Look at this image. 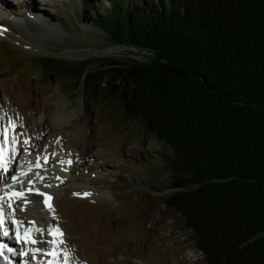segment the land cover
I'll use <instances>...</instances> for the list:
<instances>
[{"label": "trees", "instance_id": "1", "mask_svg": "<svg viewBox=\"0 0 264 264\" xmlns=\"http://www.w3.org/2000/svg\"><path fill=\"white\" fill-rule=\"evenodd\" d=\"M90 23L144 62L42 58L171 149L164 206L206 264H264V0H125Z\"/></svg>", "mask_w": 264, "mask_h": 264}, {"label": "rangeland", "instance_id": "2", "mask_svg": "<svg viewBox=\"0 0 264 264\" xmlns=\"http://www.w3.org/2000/svg\"><path fill=\"white\" fill-rule=\"evenodd\" d=\"M124 1L2 0L7 10L0 11V116L20 134L12 168L29 175L8 181L16 188L30 186L36 180L32 169H37L60 184L52 193L56 207L49 214H40L37 205L28 212L31 221L20 209L22 224L37 222L40 227L33 232L36 238L31 237L37 245H28L36 248L24 250L25 244L18 242L29 258L24 264H50L45 227L63 233L56 237L64 241L58 253L70 254L68 264H206L182 217L164 206L171 192V149L147 134L139 121L125 117L114 102L42 77L38 65L42 58L88 60L92 70L112 60L144 62V53L116 46L89 20ZM38 19L53 27L39 28ZM37 160L40 167L34 165ZM56 170L63 171L64 180L56 178ZM19 252L9 253L18 261Z\"/></svg>", "mask_w": 264, "mask_h": 264}, {"label": "bare ground", "instance_id": "3", "mask_svg": "<svg viewBox=\"0 0 264 264\" xmlns=\"http://www.w3.org/2000/svg\"><path fill=\"white\" fill-rule=\"evenodd\" d=\"M0 6L1 7L5 6V3L2 2V0H0ZM33 16L31 18H33ZM34 19H35V17L33 18V20ZM38 21L42 24V25H40L39 28H45L46 25L48 24L45 19H38ZM30 23H32V25H33V22L30 21L29 24ZM48 26L53 27L50 24H48ZM0 126H3V120H2V117L1 116H0ZM4 129H5V136L8 134V141L5 142V147H6L7 144H8V147H10V146H12L11 145L10 135H13V134L16 133L15 132L16 131V128L13 129V126L11 125V126H6ZM13 155L14 154H11V162L7 166V171H0V172H2V173L5 174L4 181L2 183L0 182V197H3V199H0V209H2V213H3L2 218L5 219V221L7 222L5 225H3L4 228L7 229V231L11 230L12 226L10 225V221H12V223L15 224V227L13 228V232L11 233L10 237H15L16 238L15 239L16 241L22 242L24 240L26 241L27 239H17V236L23 237L22 234H21V232L19 231V229H21L20 226L22 225V226H24L26 228H38L37 227L38 223L35 222V224H32V226H29V225H26L25 226L24 224H22L20 222V217L22 215L21 212H23L25 214V217L27 218V220H31L32 221L34 219L33 218H29L31 216V214H29L30 213L29 211L31 209H33L35 206L37 207V205H39L40 207L38 209H40V212H41L40 214H44V215L47 214L48 212H50L52 209H55L56 204H55V201H54V195L52 193L55 192V185H59L60 186V184L57 182L59 179L54 184V183L50 182L49 180H47L46 177L42 175V173L39 174V172L37 170H32L33 171L32 172L33 173V176H37L38 181H35V182L32 181L30 183V186H27L25 188H21V187L16 188L14 185H12L8 181V178L9 177H19L20 176V173L18 172V170H14L12 168V165L11 164L14 161V157H15ZM57 161L59 162V164L62 163V160L61 161L60 160H57ZM34 165H36V162H35ZM23 167H27V170H29L28 168L30 166L28 164H24V165L22 164V168ZM57 167L60 168L61 166L58 165ZM61 171L62 170H56V171H54V174L57 176L56 178H58L60 176L59 177L60 180H64L65 179V176H63V174H61L62 173ZM61 185H63V184H61ZM9 186H11V188H9ZM30 187L33 189V191L31 193L28 192V189ZM5 189H7V194L4 191ZM37 190L39 192L45 193V196L35 195V193L37 192ZM12 191L24 192V193H27V196H26L25 199H16V198L8 199L7 196L8 195H11V192ZM107 195L109 196V193ZM47 197H51V200L46 203L45 201H46V198ZM41 202H42V205H40ZM49 203L52 206L51 209L48 208V204ZM19 204H21L20 207H18ZM20 209H22L21 212H20ZM3 226H0V230L3 229ZM18 227H19V229H18ZM45 228H46V230H48L47 227H45ZM51 233H52V231L49 233V235L51 237V240L49 241V246H50V249H52L54 253H57L58 252V248L56 247V244H55V241L57 240V238H56L57 235L52 236L53 233H52V235H51ZM6 240L7 241H10L8 238H6ZM0 245H4L5 246L2 249V251L5 250L6 247L8 249V252H7V250L5 252H3L4 254H6V258L8 259V263L15 264V262L13 261L14 258H11V253H9V249H10L9 248L10 247L9 245H10V243L2 244L0 242ZM12 249H13V251L14 250L17 251V248L16 247L15 248H12ZM58 257H59L58 254L55 255V256H53V258H56V259ZM18 258H19V261L20 262H25V259L26 258L23 255V253H20V256ZM28 259L26 261L29 262ZM46 260H48V259H46ZM1 261L2 260L0 258V262Z\"/></svg>", "mask_w": 264, "mask_h": 264}, {"label": "snow or ice", "instance_id": "4", "mask_svg": "<svg viewBox=\"0 0 264 264\" xmlns=\"http://www.w3.org/2000/svg\"><path fill=\"white\" fill-rule=\"evenodd\" d=\"M14 128H15V125H13V129ZM19 135L20 134H18V133H15V134L11 135V145L12 146L6 148L5 147V142H6L5 129L0 128V171H7V166L11 162V154L16 151L15 145H17L19 143V140H18ZM24 143L27 145L30 142L26 140V141H24ZM45 159H46V157H45ZM67 163L71 164V161H67ZM36 167H40L39 160H37V162H36ZM30 170H31V168L29 169V171ZM27 175H28L27 172H21L20 177L23 178V177H26ZM13 179L16 180L18 178L17 177H13ZM9 188H11V186H9ZM4 191L7 194V189H5ZM32 191H33V189L30 187L28 189V192L31 193ZM36 194L40 195V196H45V193L39 192L38 190H37ZM84 195L87 196V195H90V194L89 193H84ZM26 196H27V193L19 192V191H12L11 195H8L7 198L8 199H13V198L25 199ZM0 199H3V197H0ZM50 200H51V197H47L45 202L47 203ZM48 208L49 209L52 208L50 203L48 204ZM2 216H3L2 209H0V225H3L5 223V221L2 218ZM36 230L40 231V229H36ZM49 231L51 232L52 230L49 229ZM3 234L4 235H8L7 229L4 230ZM53 235H57L58 237H62L63 233L60 232L59 229H56V231L53 233ZM17 239H27L30 243H36V241L31 240L30 237L17 236ZM63 242L64 241L62 239L58 238L55 241L56 247L59 248V245L62 244ZM4 247H5L4 245H0V250H2ZM9 251H11V249H9ZM57 254H59V253L58 252L57 253H52V255H57ZM64 256H65L64 264H68L70 254L69 253H64Z\"/></svg>", "mask_w": 264, "mask_h": 264}]
</instances>
